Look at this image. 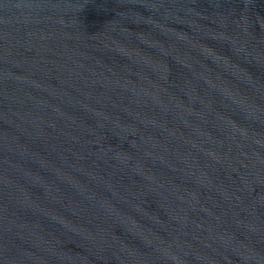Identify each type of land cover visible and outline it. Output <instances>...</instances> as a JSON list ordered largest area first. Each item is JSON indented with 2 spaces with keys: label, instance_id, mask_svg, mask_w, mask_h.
<instances>
[{
  "label": "water",
  "instance_id": "obj_1",
  "mask_svg": "<svg viewBox=\"0 0 264 264\" xmlns=\"http://www.w3.org/2000/svg\"><path fill=\"white\" fill-rule=\"evenodd\" d=\"M0 264H264V0H0Z\"/></svg>",
  "mask_w": 264,
  "mask_h": 264
}]
</instances>
